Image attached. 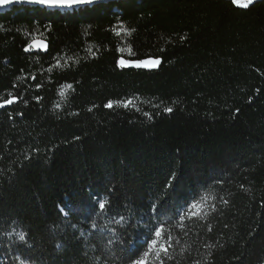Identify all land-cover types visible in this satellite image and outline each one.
<instances>
[{"label":"trees","instance_id":"16d2710c","mask_svg":"<svg viewBox=\"0 0 264 264\" xmlns=\"http://www.w3.org/2000/svg\"><path fill=\"white\" fill-rule=\"evenodd\" d=\"M33 39L48 50L25 53ZM145 59L161 64L132 66ZM9 99L0 264H134L129 249L155 238L152 225L172 237L164 264H264V0L3 11L0 103ZM97 198L108 214H94ZM165 200L173 219L150 220ZM143 251L137 259L159 264Z\"/></svg>","mask_w":264,"mask_h":264},{"label":"snow or ice","instance_id":"6c2138e0","mask_svg":"<svg viewBox=\"0 0 264 264\" xmlns=\"http://www.w3.org/2000/svg\"><path fill=\"white\" fill-rule=\"evenodd\" d=\"M233 5H237L242 8H248L250 5L254 3V0H231ZM103 3V0H0V8H5L9 5H28L33 6L35 8H39L45 11H48L50 13H61L64 12H71L76 9H80L81 11L95 8L97 6H100ZM32 49H42L44 51L48 50V44L45 41H40L33 39L31 43H28L24 47V52H29ZM131 62L125 59H120L118 64L120 68H126L129 66ZM161 64L160 59H145V60H137L135 61L132 66L139 69V68H147V69H155ZM67 87L71 88L72 85H67ZM63 95V93H61ZM6 104H12L13 100L9 99L5 102ZM5 103H0V108L5 107ZM124 109H128L130 106L134 105V101L132 98H128L124 101H119ZM105 108L112 109L114 107V103L112 101H109L107 104L104 105ZM136 111H139L137 108ZM165 113L171 114L173 112V109L171 107L164 109ZM146 116H148V113H145ZM150 118V117H149ZM76 139H79V137H76ZM168 203L167 200H165L163 203H161L158 207H154L150 209V211L155 212V216L151 217V219H155L157 223H166L173 219L171 215H166L167 209L166 204ZM98 206L99 212H95L94 214L98 215H104L108 214L110 212V207L106 205L104 200L97 198L95 200V207ZM191 208H196V204H191ZM63 212L64 209H61ZM185 211L184 208H180L177 211V215L179 216V219L181 221L184 220L183 215H179L180 212ZM189 217H191L192 212L191 210H187L186 213ZM124 217H120V221H123ZM113 222H119L113 220ZM92 227L95 229L96 225L93 221ZM149 231L151 233H154L155 238H145L143 244L136 245L134 242V245L131 249H129V257L134 260V264H148L147 259L136 257L140 255V252L143 251V248L146 246L147 251H143V257H148L149 255L155 254L156 259L159 261V264H164L165 258H169V250L172 247V237L169 235L166 239H164V230L162 227H156L154 225L149 227ZM26 237L24 234H19V240L25 241ZM16 259L21 261V264H31V258L17 255Z\"/></svg>","mask_w":264,"mask_h":264},{"label":"water","instance_id":"95a60500","mask_svg":"<svg viewBox=\"0 0 264 264\" xmlns=\"http://www.w3.org/2000/svg\"><path fill=\"white\" fill-rule=\"evenodd\" d=\"M119 1H125V0H103V3L102 4H108V3H116V2H119ZM227 1H231V0H227ZM260 1H262V0H254V3L252 4V5H254V4H256V3H258V2H260ZM252 5H250V6H252ZM20 6H22V7H25V6H28V5H9V6H7V7H5V8H0V13L1 12H3V11H6V10H9V9H11V8H14V7H20ZM249 6V7H250ZM28 7H33V6H28ZM235 7H237V8H239V9H243V10H245V9H248V8H242V7H239V6H237V5H235ZM77 10V9H76ZM36 40H40V41H43V40H41V39H36ZM45 53L46 51H44V50H42V49H32L31 51H29V52H25V53H31V54H33V53ZM15 102V100H13V103ZM12 103V104H13ZM12 104H6L5 103V107L4 108H7V107H10ZM4 108H0V109H4Z\"/></svg>","mask_w":264,"mask_h":264}]
</instances>
